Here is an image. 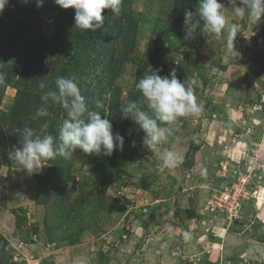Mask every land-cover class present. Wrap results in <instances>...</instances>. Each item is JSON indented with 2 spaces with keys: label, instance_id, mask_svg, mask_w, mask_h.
Returning a JSON list of instances; mask_svg holds the SVG:
<instances>
[{
  "label": "rangeland",
  "instance_id": "obj_1",
  "mask_svg": "<svg viewBox=\"0 0 264 264\" xmlns=\"http://www.w3.org/2000/svg\"><path fill=\"white\" fill-rule=\"evenodd\" d=\"M220 2L239 27L233 49L226 32L220 38L198 32L185 39V11L198 18L199 0H133L136 46L115 82L120 100L143 99L134 88L138 72L151 39L165 32L161 76L174 71L181 82L195 78L193 91L204 110L179 118L161 145V152L172 149L183 158L170 171L160 170L159 156L144 145L145 133L133 120L129 132L120 128L121 121L112 122L113 133L124 136L122 151L105 156L77 149L67 158L72 160L68 186L76 188L63 208L67 215L56 203L59 189H47L51 164L45 161L29 175L10 158V144L22 139L9 116L18 89L14 82L0 83V264H264V16L239 18L229 0ZM55 31L54 21L44 23L41 43L51 47ZM60 40L54 42L59 48ZM63 54L65 61L72 55ZM30 57L24 62L33 71V60L42 64L44 57ZM151 68L159 69L158 63ZM16 82L23 88V80ZM240 180L250 195L239 218L228 223L224 214L208 209L209 201Z\"/></svg>",
  "mask_w": 264,
  "mask_h": 264
},
{
  "label": "trees",
  "instance_id": "obj_2",
  "mask_svg": "<svg viewBox=\"0 0 264 264\" xmlns=\"http://www.w3.org/2000/svg\"><path fill=\"white\" fill-rule=\"evenodd\" d=\"M132 6L133 0H123L119 15H114L109 9H104V27L96 32L82 31L76 28L75 9H64L56 5L54 0H45L41 7H37L36 2L23 3L16 0L6 6L3 13L0 14V73L4 75L3 82L11 84L14 82L13 86L18 89L9 116L13 123H18L20 132L24 127H31L38 134L58 136L61 119L65 118L64 110L59 105H50L48 117L38 119L33 117L43 103L41 101L42 91H46L47 88L54 89L57 77L73 75L80 81L82 95L85 97L89 111H100L103 114V109L96 108V101L101 100L109 108L107 118L111 123L121 121L120 128L128 132L133 128L134 124L131 123V117L124 118L121 112L122 105H126L132 100L121 101L119 90H116L115 87L117 78L130 61L131 53L136 46L138 20L133 13ZM50 21H54L56 25V34L51 42V47L46 43H41L43 39L41 27ZM31 32L34 35L30 39L31 41H28L25 38ZM65 33L67 34L65 35ZM165 34V32H161L151 39L145 64L138 72L140 78L150 71L149 66L154 62L158 63L159 74L165 73L163 45L160 43V41L164 43L162 36ZM64 35L66 38L61 41L60 39ZM55 40L64 42L63 47L56 46ZM57 48H59L57 51L58 58L54 59L52 54ZM66 51L72 53L71 58L67 61L64 60L63 54ZM30 55H33L34 58L44 57L42 64L41 61L33 60V71H31L30 66L25 65L28 62H24L31 60ZM24 65L25 68L21 69ZM30 73L31 75L28 76ZM17 79L23 80V88L16 82ZM41 81L47 85L45 90L39 88ZM134 88L136 89V87ZM106 92L112 94L110 101L104 99ZM83 119L87 121V113ZM45 124L47 128L42 129ZM137 127L139 126L137 125ZM21 140H15L13 144H10L11 149L20 147ZM64 161H67V164L60 168L61 162ZM46 162L51 164L47 174L48 180H46L47 185H49L47 189L52 190V193L59 189L58 200L55 201L58 202L57 206L63 212V208L69 204V199L76 189L73 185L68 186L69 180L67 179L68 172L72 167V160L57 157ZM94 164L97 168H101L102 163L99 159L96 158ZM38 182L40 185L42 181L38 180ZM61 184L63 187L58 188ZM50 196L52 197V194ZM63 213V215H67L65 212Z\"/></svg>",
  "mask_w": 264,
  "mask_h": 264
},
{
  "label": "clouds",
  "instance_id": "obj_3",
  "mask_svg": "<svg viewBox=\"0 0 264 264\" xmlns=\"http://www.w3.org/2000/svg\"><path fill=\"white\" fill-rule=\"evenodd\" d=\"M28 3L29 0H22ZM45 0H36L37 7L43 6ZM10 0H0V14L3 13ZM54 3L64 9H75V27L82 30L96 32L104 27V9H109L114 15H119L123 0H54ZM233 12L239 18L245 16L260 20L264 16V0H229ZM224 4L220 0H199L198 18L192 11H185L184 28L185 39H194L198 32L211 34L220 38L227 33V47L234 48V42L239 33L236 23L230 22L224 12ZM159 69L152 68L142 76L135 87L141 92L143 99L129 101L122 105L121 112L124 118H129L145 133L143 143L161 160V171L172 170L178 167L182 156L172 150L161 152V145L168 142V137L177 129L181 117L199 115L203 112V104L198 103L191 81L181 82L173 71L170 76H161ZM4 75L0 73V83ZM39 88L45 90L44 81ZM111 92L104 94L105 100H111ZM42 105L36 110L34 119L48 117L51 104L59 105L65 113V118L59 126L58 136L52 134H38L31 127L22 130L21 146L14 148L10 158L20 165L29 175L38 173L48 160L57 157L69 158L73 152L80 149L85 154L111 156L117 149L123 150L124 136L113 133V125L107 118L109 108L101 100L96 101V108L100 111H89L82 95L80 81L73 75L57 77L55 88L42 91ZM146 104L149 111L142 107ZM87 113V121L83 119ZM151 113V114H150ZM102 115L104 118H102ZM46 129L47 125H43ZM196 140V137H193ZM198 142V140L196 141ZM133 146L135 142L133 141ZM185 233V239H188Z\"/></svg>",
  "mask_w": 264,
  "mask_h": 264
},
{
  "label": "built area",
  "instance_id": "obj_4",
  "mask_svg": "<svg viewBox=\"0 0 264 264\" xmlns=\"http://www.w3.org/2000/svg\"><path fill=\"white\" fill-rule=\"evenodd\" d=\"M250 195L245 181H238L235 184L218 190L209 201L208 209L211 212L224 214L228 223L239 218L243 207V200Z\"/></svg>",
  "mask_w": 264,
  "mask_h": 264
},
{
  "label": "crops",
  "instance_id": "obj_5",
  "mask_svg": "<svg viewBox=\"0 0 264 264\" xmlns=\"http://www.w3.org/2000/svg\"><path fill=\"white\" fill-rule=\"evenodd\" d=\"M34 177V176H33ZM35 178V177H34ZM35 181L36 180H34V187L36 186V183H35ZM33 198V197H32ZM15 225H13V226H11L10 228H9V231L8 232H10V231H14L15 230V227H14Z\"/></svg>",
  "mask_w": 264,
  "mask_h": 264
},
{
  "label": "bare ground",
  "instance_id": "obj_6",
  "mask_svg": "<svg viewBox=\"0 0 264 264\" xmlns=\"http://www.w3.org/2000/svg\"><path fill=\"white\" fill-rule=\"evenodd\" d=\"M262 195H264V191H262ZM264 198V196L262 197V199Z\"/></svg>",
  "mask_w": 264,
  "mask_h": 264
}]
</instances>
